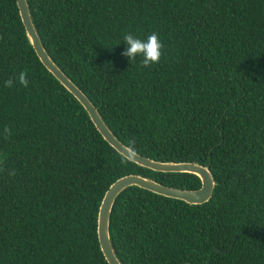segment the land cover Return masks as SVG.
<instances>
[{
  "label": "trees",
  "instance_id": "obj_1",
  "mask_svg": "<svg viewBox=\"0 0 264 264\" xmlns=\"http://www.w3.org/2000/svg\"><path fill=\"white\" fill-rule=\"evenodd\" d=\"M26 2L49 57L123 145L207 166L215 180L202 204L121 191L109 216L118 260L264 264V0ZM153 32L159 63L123 55L125 34ZM122 159L41 62L16 0H0V264H109L97 216L116 179L201 186L195 174Z\"/></svg>",
  "mask_w": 264,
  "mask_h": 264
},
{
  "label": "water",
  "instance_id": "obj_2",
  "mask_svg": "<svg viewBox=\"0 0 264 264\" xmlns=\"http://www.w3.org/2000/svg\"><path fill=\"white\" fill-rule=\"evenodd\" d=\"M19 14L29 42L44 66L56 79L82 104L89 117L100 131L103 138L120 154H128V147L123 145L109 130L96 107L85 94L59 69L44 49L34 27L26 0H16ZM132 162L140 166L161 172H186L197 175L201 186L197 189H182L163 185L151 178L137 174H128L116 179L105 191L97 216V236L101 251L109 264H122L116 257L109 237V216L116 197L129 186H138L170 198L180 199L189 204L207 202L213 194L215 180L207 166L196 162H162L155 161L136 153Z\"/></svg>",
  "mask_w": 264,
  "mask_h": 264
},
{
  "label": "clouds",
  "instance_id": "obj_3",
  "mask_svg": "<svg viewBox=\"0 0 264 264\" xmlns=\"http://www.w3.org/2000/svg\"><path fill=\"white\" fill-rule=\"evenodd\" d=\"M124 42L127 45L126 50L123 55L128 57L130 61L135 60L137 56H142V65L147 67L151 64L159 63L162 56L163 43L159 39L157 33L153 32L150 34L146 40H141L131 33L125 34L123 37ZM28 72L27 70L21 71L18 73V82L24 87H28L29 80L27 79ZM14 86V80L8 79L5 81V87L12 88ZM4 132L7 135L11 133V129L5 127ZM135 142L129 146L127 150V155L123 154L122 163H128L135 159Z\"/></svg>",
  "mask_w": 264,
  "mask_h": 264
}]
</instances>
